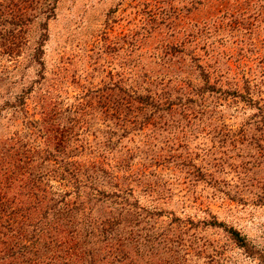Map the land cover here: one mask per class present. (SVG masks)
Wrapping results in <instances>:
<instances>
[{
	"label": "rangeland",
	"instance_id": "374dc122",
	"mask_svg": "<svg viewBox=\"0 0 264 264\" xmlns=\"http://www.w3.org/2000/svg\"><path fill=\"white\" fill-rule=\"evenodd\" d=\"M0 33V157L29 143L47 183L34 258L264 264V0H0Z\"/></svg>",
	"mask_w": 264,
	"mask_h": 264
},
{
	"label": "trees",
	"instance_id": "16d2710c",
	"mask_svg": "<svg viewBox=\"0 0 264 264\" xmlns=\"http://www.w3.org/2000/svg\"><path fill=\"white\" fill-rule=\"evenodd\" d=\"M20 35L10 31L4 39L17 45ZM2 36L0 33V38ZM65 139L57 126L45 129L44 140L52 141L55 147L63 144ZM8 140L14 141L12 137ZM20 145L24 146V155L16 158L18 162L6 166L0 157V264H43L33 255H45L48 250L47 234L44 240L37 241L38 230L44 228L46 233L45 227L49 226L44 223L39 227L40 219L49 209L44 194L47 183L43 182L41 172L33 174L27 167L33 152L29 143L20 141ZM59 230L62 233V229ZM67 249L70 256H75V246L70 245Z\"/></svg>",
	"mask_w": 264,
	"mask_h": 264
}]
</instances>
